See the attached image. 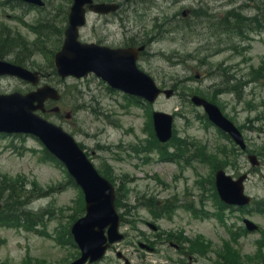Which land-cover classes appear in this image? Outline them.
Masks as SVG:
<instances>
[{
	"label": "rangeland",
	"instance_id": "374dc122",
	"mask_svg": "<svg viewBox=\"0 0 264 264\" xmlns=\"http://www.w3.org/2000/svg\"><path fill=\"white\" fill-rule=\"evenodd\" d=\"M45 1L60 9L61 14L67 8L65 0ZM219 1L208 3L214 8ZM158 3L164 7L142 6L138 13L126 12L127 30L119 20L104 23L99 16L90 14L81 38L116 45L129 36H149L152 41L138 66L159 86L174 89L173 96L161 95L152 104L142 103L109 89L93 74L62 82L50 75L46 80L59 89L61 99L48 104L45 117L83 144L95 166L117 189L119 231L124 239L111 245L101 261L91 264H123L117 253L130 264H259L264 259V214L217 203L211 184L216 161L208 155L201 157L200 147L224 148L229 142L199 108L185 105L183 96L189 91L215 96V102L237 125L248 149L261 162L252 168L246 154L237 152L235 167L224 168L233 176L249 172L246 193L255 200L264 199V30L252 35L248 42L230 38L221 46L214 44L210 49L215 51H207L211 42L208 33L159 34V28H153L154 21L159 23L182 7L187 14L192 13L196 0ZM214 10L215 14L223 12L222 8ZM15 14L27 21L37 15L36 11L23 16L18 10L0 6V16L11 31L35 39L22 22L8 18ZM52 43L47 41V47ZM48 60L47 51L42 49L27 60V65L47 72ZM219 61H224V66L218 72L229 77L233 74L237 86L230 83L227 93L216 95L213 84L220 77L212 76L211 68ZM248 79L251 84L249 80L242 91L234 89ZM27 90L28 86L16 78H0V93ZM54 105L59 111H52ZM152 110L181 113L175 114L173 137L166 146H159L152 134ZM210 155L217 158L213 152ZM0 173L14 181L21 179V191L27 194L23 197L25 205L37 215L32 225L40 231L26 230L19 225L22 223L0 222V264H69L77 249L67 234L68 224L80 217L83 204L80 191L67 183L65 169L45 156L36 138L12 134L0 135ZM165 199L173 202L167 215L162 214L161 207ZM244 217L257 223L260 231L244 233ZM149 225H157L158 231ZM176 239L185 241L183 256L170 244ZM142 243L148 248H142Z\"/></svg>",
	"mask_w": 264,
	"mask_h": 264
},
{
	"label": "water",
	"instance_id": "95a60500",
	"mask_svg": "<svg viewBox=\"0 0 264 264\" xmlns=\"http://www.w3.org/2000/svg\"><path fill=\"white\" fill-rule=\"evenodd\" d=\"M28 1L40 3L39 0ZM90 1L74 0L69 15V25L65 31L64 45L55 55L57 72L62 77L68 74L80 77L89 71H94L112 87L144 96L152 101L159 90L148 75L136 68L135 49H110L93 43H80L77 40V28L84 23L83 5ZM90 8L104 12L113 9L114 6L97 4L90 5ZM0 74L18 75L33 83L38 81L36 72H30L4 61H0ZM47 97L57 99L59 95L49 86H43L25 95L17 92L0 95V131L28 132L37 135L65 163L70 174L82 187L87 213L72 227V233L82 250V256L72 264H83L88 258L90 260L100 258L107 247L105 244L107 240L113 242L123 237L117 232L119 218L113 205V188L98 175L70 135L33 113V110L43 108V102ZM192 100L202 104L209 118L228 131L243 146L239 132L220 114L216 106L198 96H194ZM154 119L157 136L161 140L168 139L171 133V117L163 113H155ZM243 178L244 176L233 181L229 176L218 172L216 184L220 197L228 203H247L249 199L242 192ZM106 227H108V238L104 235ZM249 227L251 228L252 225L249 224Z\"/></svg>",
	"mask_w": 264,
	"mask_h": 264
},
{
	"label": "trees",
	"instance_id": "16d2710c",
	"mask_svg": "<svg viewBox=\"0 0 264 264\" xmlns=\"http://www.w3.org/2000/svg\"><path fill=\"white\" fill-rule=\"evenodd\" d=\"M235 20H238V17H236L235 16V18H234ZM249 20V22H251V19L249 18L248 19ZM244 22V21H243ZM247 24H250L251 25V23H247ZM33 28H35V27H33ZM54 34L56 33L55 31H52ZM58 33H59V35H61V33H60V31H58ZM7 41L5 40V39H3V36L2 35H0V57H2L3 55H5L9 50H6L7 48H8V46H10V45H6L7 43H6ZM24 47H25V44H24ZM10 48H12V45L10 46ZM23 49V48H22ZM8 187L9 186H7V187H4V186H2L1 185V183H0V198L3 196V195H5L6 193H9L10 192V189H8ZM11 196H13L12 195V193H11ZM14 197V196H13ZM17 197H14L13 199H16ZM12 199V198H11ZM263 204V207H264V203H262Z\"/></svg>",
	"mask_w": 264,
	"mask_h": 264
},
{
	"label": "flooded vegetation",
	"instance_id": "af4514ba",
	"mask_svg": "<svg viewBox=\"0 0 264 264\" xmlns=\"http://www.w3.org/2000/svg\"><path fill=\"white\" fill-rule=\"evenodd\" d=\"M177 247V244H174Z\"/></svg>",
	"mask_w": 264,
	"mask_h": 264
}]
</instances>
